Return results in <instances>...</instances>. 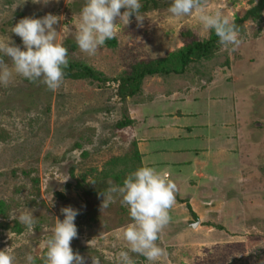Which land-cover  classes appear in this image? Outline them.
<instances>
[{
    "label": "rangeland",
    "instance_id": "1",
    "mask_svg": "<svg viewBox=\"0 0 264 264\" xmlns=\"http://www.w3.org/2000/svg\"><path fill=\"white\" fill-rule=\"evenodd\" d=\"M256 1L203 3L237 19ZM85 2L0 0V37L8 35L21 46L10 31L21 18L61 16L54 28L68 58L108 77L105 83L63 78L54 91L19 77L0 87V199L8 203L9 219L25 210L36 218L31 232L23 225L20 233L0 228V250H13L15 264H25L29 253L42 264L41 245L55 218L63 219L60 209L71 206L80 213L73 251L85 264H91L92 256L101 264H116L117 253L127 248L122 233L131 223L129 210L118 194L102 208L99 193L121 185L132 171L124 168L116 182L110 175L103 177L102 170L109 158L132 154L135 129L146 124L152 125L146 131L153 141L141 146L150 152L142 158L144 165H136L151 163L168 173L177 189L171 221L157 241L166 255L155 264H264V9L258 20L240 24L241 43L235 50L218 43L210 59L190 65L181 75L146 77L141 92L122 100L115 79L133 64L165 57L192 36L203 40L210 35L202 31L195 13L177 18L168 12L169 5L161 6L139 12L140 21L133 16L127 25L117 22L114 44L105 43L89 56L75 42ZM5 62L11 64L7 58ZM123 118L135 126L116 128ZM170 123L179 124L187 138L171 135L178 132ZM82 173L83 188L66 191ZM57 190L62 198H55ZM197 220L200 227L190 228ZM133 256L136 264H148Z\"/></svg>",
    "mask_w": 264,
    "mask_h": 264
},
{
    "label": "clouds",
    "instance_id": "2",
    "mask_svg": "<svg viewBox=\"0 0 264 264\" xmlns=\"http://www.w3.org/2000/svg\"><path fill=\"white\" fill-rule=\"evenodd\" d=\"M54 0H31L33 4L47 5ZM140 0H86L79 12L76 24L75 42L87 55H95L106 41L115 37L117 22L127 25L130 17L140 21ZM123 9V11H121ZM168 12L177 18L195 13L201 29L206 34H214L218 43L235 50L241 43L239 26L234 17L222 9L210 10L203 0H172ZM63 17L46 13L36 17L21 18L11 27V33L20 38L18 46L8 35L0 37V87H7L19 77L29 82H40L50 91L56 90L68 66V49L57 42L54 25ZM5 58L11 64L5 62ZM176 184L168 173H161L151 166H141L130 172L121 185L110 186L100 192L103 197L101 207L107 208L114 200V194L121 197L127 206L131 223L123 229L126 250L116 255V264H136L134 256L143 257L148 264H155L166 251L157 241L161 230L170 223L169 210L175 204ZM63 219L55 218L51 234L41 245L45 249L40 257L42 264H85V259L74 252L71 241L77 238L75 218L79 210L66 206L60 209ZM29 232L34 230L36 218L32 210H25L13 217ZM200 227L197 220L189 225ZM0 264H15L13 250H0ZM25 264H37V257L29 253ZM91 264H101L100 258L91 257Z\"/></svg>",
    "mask_w": 264,
    "mask_h": 264
},
{
    "label": "trees",
    "instance_id": "3",
    "mask_svg": "<svg viewBox=\"0 0 264 264\" xmlns=\"http://www.w3.org/2000/svg\"><path fill=\"white\" fill-rule=\"evenodd\" d=\"M141 9L139 12H145L148 10H153L161 6H170L172 0H140ZM264 9V0H257L254 5H252L244 15L240 18L235 19V22L240 28V24L248 19L258 20L261 17L262 10ZM114 40L106 41L108 46L114 44ZM218 49L217 37L214 34H210L207 39L198 40L196 37L192 36L191 39L185 41V44L169 53L165 57L151 59L148 61H140L131 66L129 72H124L120 74L115 81H117V95L120 99H125L127 97H132L137 95L142 90L143 80L146 77H168L172 74L181 75L186 72L190 65L198 63L203 60L210 59L216 50ZM68 66L64 69V78L73 80H88L89 82L97 81L100 83H105L108 81L102 72L94 69L93 67L86 65L82 61H77L68 58ZM133 120L123 118L116 122L115 127L118 129L124 127H130L133 124ZM138 141L133 140L134 151L130 156L127 153L124 156L111 157L106 162L105 168L102 170L103 177L110 175L112 179L118 182L124 171H134L140 166L136 165V162L142 164L141 156L142 154L138 150ZM135 161V162H134ZM123 166L119 167L118 171L114 170L117 165ZM149 166V165H148ZM126 170H125V169ZM100 177H93L92 180H99ZM85 180V174H80L76 183H72V186H68L69 189L66 191L78 192L83 188V182ZM35 183L37 179H34ZM66 186V187H67ZM62 193L59 190L54 192L55 198H62ZM186 206L193 218L197 219L195 212L192 210L190 204L186 202ZM8 203L5 199H0V228L2 230H7L14 233H20L22 226L16 219H9L7 214Z\"/></svg>",
    "mask_w": 264,
    "mask_h": 264
},
{
    "label": "crops",
    "instance_id": "4",
    "mask_svg": "<svg viewBox=\"0 0 264 264\" xmlns=\"http://www.w3.org/2000/svg\"><path fill=\"white\" fill-rule=\"evenodd\" d=\"M179 114V113H178ZM170 125H171V127H172V130H174V131H176V132H178V133H176V134H171V135H178V137L179 138H183V139H186L187 138V135H186V131H183L182 130V127L179 125V124H177V123H173V124H171L170 123ZM135 126V122H133V124H132V126H130V127H134ZM151 126L152 125H146V124H139V126H137L136 127V129H135V136H134V140H137L138 141V150H139V152L142 154V156H141V161H142V164L144 165V163H143V159L142 158H144L145 156H146V154L148 155V152H150V150H148V149H141V146L143 145V144H148L149 142H151V141H153L152 139H151V137H150V135L151 134H148L147 133V131H146V129H148L149 131H152V129H150L151 128ZM162 128H165V127H161V129ZM188 130V129H187ZM165 133H167L168 131H164ZM168 134H166L165 136H167ZM170 135V134H169ZM183 136V137H182ZM169 137V136H168ZM177 137V138H178ZM159 139V138H158ZM162 139V138H161ZM165 140V139H164ZM167 140H170V139H167ZM171 140H174V139H171ZM177 140H179V139H177ZM179 150H185L186 148L185 147H183V146H180L179 148H178ZM144 162H146V161H144ZM149 165H151V163H149ZM148 166V165H147Z\"/></svg>",
    "mask_w": 264,
    "mask_h": 264
}]
</instances>
